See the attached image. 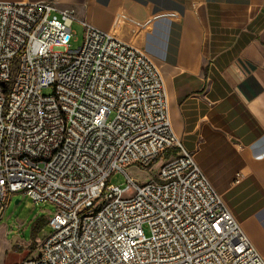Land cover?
<instances>
[{"label":"built area","instance_id":"1","mask_svg":"<svg viewBox=\"0 0 264 264\" xmlns=\"http://www.w3.org/2000/svg\"><path fill=\"white\" fill-rule=\"evenodd\" d=\"M76 21L52 2H0V202L54 209L19 264H264L174 135L155 64L81 21L71 51ZM154 165L145 184L125 174Z\"/></svg>","mask_w":264,"mask_h":264},{"label":"crops","instance_id":"2","mask_svg":"<svg viewBox=\"0 0 264 264\" xmlns=\"http://www.w3.org/2000/svg\"><path fill=\"white\" fill-rule=\"evenodd\" d=\"M0 2L73 9L144 53L182 149L264 260V0Z\"/></svg>","mask_w":264,"mask_h":264},{"label":"rangeland","instance_id":"3","mask_svg":"<svg viewBox=\"0 0 264 264\" xmlns=\"http://www.w3.org/2000/svg\"><path fill=\"white\" fill-rule=\"evenodd\" d=\"M71 31L69 47L71 51H76L83 40V28L79 18L73 23ZM16 67L17 62L14 61L11 68L15 70ZM44 92L47 93L46 90ZM157 168L158 165H154L149 174L146 169L130 166L125 168V174L140 185L153 180L157 176ZM108 183L114 186L123 185L125 177L122 173L116 172L109 178ZM53 215L54 209L51 206H34L21 193L9 196L4 204L0 202V250H2L0 264H19L26 257H37L35 245L48 234L49 226L47 224L46 228L39 231L36 240L32 238V227L39 218L49 220ZM144 232L147 236V230Z\"/></svg>","mask_w":264,"mask_h":264},{"label":"trees","instance_id":"4","mask_svg":"<svg viewBox=\"0 0 264 264\" xmlns=\"http://www.w3.org/2000/svg\"><path fill=\"white\" fill-rule=\"evenodd\" d=\"M176 155H177V150L175 148L168 149V150L164 151V153H163V157L165 159H168L169 157H174ZM47 224H48V220L46 218L41 217L38 220H36L35 224L32 227V238H33V240L37 239V234L39 233L40 230H42L43 228H46Z\"/></svg>","mask_w":264,"mask_h":264}]
</instances>
